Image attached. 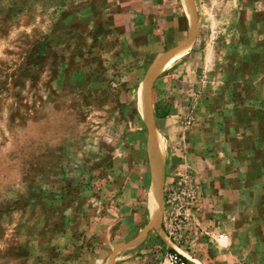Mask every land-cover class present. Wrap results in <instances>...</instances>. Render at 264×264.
Returning a JSON list of instances; mask_svg holds the SVG:
<instances>
[{"label":"rangeland","instance_id":"obj_1","mask_svg":"<svg viewBox=\"0 0 264 264\" xmlns=\"http://www.w3.org/2000/svg\"><path fill=\"white\" fill-rule=\"evenodd\" d=\"M192 1L190 50L151 85L165 157L147 264H264V0ZM125 3L0 0V264H99L148 222L136 97L159 44Z\"/></svg>","mask_w":264,"mask_h":264},{"label":"crops","instance_id":"obj_2","mask_svg":"<svg viewBox=\"0 0 264 264\" xmlns=\"http://www.w3.org/2000/svg\"><path fill=\"white\" fill-rule=\"evenodd\" d=\"M125 2L129 11L121 12L118 16L127 15V23L136 25V27L139 24L146 25V32L141 30L139 33L136 30L137 36L142 35L143 38L153 40L154 45L156 43L159 44V49L153 55L154 57L151 62L157 60L166 52L170 50L176 51L185 45V42L189 38V22L183 12L182 6L180 5L181 8L178 6L177 0H125ZM170 117L171 114L169 113L163 118L155 119L167 122ZM165 127L166 124H164ZM149 183L151 184L150 181ZM159 227L162 230L161 225ZM142 229L143 227L135 229V226L131 227L130 230L127 229V233L123 235L124 239L122 242L117 245H111L105 256L101 258L99 264H147L153 255L145 254L148 251L144 250L143 246L148 240V234L144 232L143 236L140 237L139 232ZM149 229L158 233L154 228ZM131 241L133 242L131 243ZM142 248L144 251L141 250Z\"/></svg>","mask_w":264,"mask_h":264},{"label":"bare ground","instance_id":"obj_3","mask_svg":"<svg viewBox=\"0 0 264 264\" xmlns=\"http://www.w3.org/2000/svg\"><path fill=\"white\" fill-rule=\"evenodd\" d=\"M183 12L186 14V18L190 25L189 42L182 48L176 51L165 54L150 64V68L147 72L144 80L140 83L137 89L136 108L142 116L146 128L149 130L150 139L148 144V155L150 159V175L151 184L147 190V211L149 219L144 229L140 233V237L149 228H157L159 225L160 215L162 211V181H163V164L165 157V140L164 137L156 130L154 117L152 113L150 103L151 85L153 81L160 76V74L167 71L179 60H181L189 47V44L193 40L195 33V9L192 0H180ZM133 241H131L132 243Z\"/></svg>","mask_w":264,"mask_h":264},{"label":"built area","instance_id":"obj_4","mask_svg":"<svg viewBox=\"0 0 264 264\" xmlns=\"http://www.w3.org/2000/svg\"><path fill=\"white\" fill-rule=\"evenodd\" d=\"M159 264H182V260L178 254L169 252Z\"/></svg>","mask_w":264,"mask_h":264},{"label":"trees","instance_id":"obj_5","mask_svg":"<svg viewBox=\"0 0 264 264\" xmlns=\"http://www.w3.org/2000/svg\"><path fill=\"white\" fill-rule=\"evenodd\" d=\"M165 115H166L165 113L164 114H158L156 108H154V116H155V118H163V117H165ZM169 252L176 254V252L174 250H172V249L169 250ZM179 257L181 258L182 261H185V259L182 256L179 255Z\"/></svg>","mask_w":264,"mask_h":264},{"label":"water","instance_id":"obj_6","mask_svg":"<svg viewBox=\"0 0 264 264\" xmlns=\"http://www.w3.org/2000/svg\"><path fill=\"white\" fill-rule=\"evenodd\" d=\"M139 115V114H138ZM139 117H140V119H141V121H142V117L139 115ZM144 124V123H143ZM145 128H146V126H145ZM148 140H149V132H147V139H146V144H147V142H148Z\"/></svg>","mask_w":264,"mask_h":264}]
</instances>
